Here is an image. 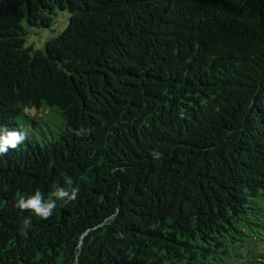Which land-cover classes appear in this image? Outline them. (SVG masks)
<instances>
[{
    "label": "trees",
    "instance_id": "1",
    "mask_svg": "<svg viewBox=\"0 0 264 264\" xmlns=\"http://www.w3.org/2000/svg\"><path fill=\"white\" fill-rule=\"evenodd\" d=\"M4 129L0 264H264V0H0Z\"/></svg>",
    "mask_w": 264,
    "mask_h": 264
},
{
    "label": "clouds",
    "instance_id": "2",
    "mask_svg": "<svg viewBox=\"0 0 264 264\" xmlns=\"http://www.w3.org/2000/svg\"><path fill=\"white\" fill-rule=\"evenodd\" d=\"M26 135V132L8 131L4 129L3 133L0 134V154L7 153L9 147L16 148L26 139ZM66 183H71L70 178H66ZM52 195L59 199H63L69 194L63 190H57ZM71 198L75 199V192L72 193ZM17 206L22 210H32L37 216L47 219L52 215L56 203L51 197L47 201H44L41 192L37 190L35 195L29 196L27 199L21 198ZM30 222V218L26 219L24 221L25 226L29 225Z\"/></svg>",
    "mask_w": 264,
    "mask_h": 264
},
{
    "label": "rangeland",
    "instance_id": "3",
    "mask_svg": "<svg viewBox=\"0 0 264 264\" xmlns=\"http://www.w3.org/2000/svg\"><path fill=\"white\" fill-rule=\"evenodd\" d=\"M70 14L65 11H57L54 16V27L49 29H41V28H33L28 34V42L27 45L33 44L35 45V49L45 51L44 44L46 40L61 32L63 28L68 24ZM30 113L38 112L37 109L32 108L29 110ZM39 114V112H38ZM42 114L44 115V119L41 122V125L50 131V128L57 131L63 125L64 120L58 110L57 107H44V111L42 110ZM24 122H29V120L25 119Z\"/></svg>",
    "mask_w": 264,
    "mask_h": 264
},
{
    "label": "bare ground",
    "instance_id": "4",
    "mask_svg": "<svg viewBox=\"0 0 264 264\" xmlns=\"http://www.w3.org/2000/svg\"><path fill=\"white\" fill-rule=\"evenodd\" d=\"M68 25V24H67ZM234 72V71H233ZM50 96V95H49ZM245 202H248V201H243L242 203L245 205ZM246 210H247V208H246Z\"/></svg>",
    "mask_w": 264,
    "mask_h": 264
}]
</instances>
